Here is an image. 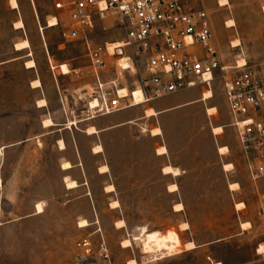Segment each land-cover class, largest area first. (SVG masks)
<instances>
[{
	"label": "rangeland",
	"instance_id": "rangeland-1",
	"mask_svg": "<svg viewBox=\"0 0 264 264\" xmlns=\"http://www.w3.org/2000/svg\"><path fill=\"white\" fill-rule=\"evenodd\" d=\"M201 1L211 20L221 64L233 68L243 60L249 67L263 69L264 0H227L226 6H221L223 0ZM29 7V14L22 16L25 30L16 31L13 23L19 18L18 13L10 9L6 0H0V63L6 62L0 66V119L7 118L6 122L16 128L21 126L11 132V141L42 135L25 144L31 150L27 158L24 149L21 154L7 156V161L14 165V173L25 174L26 178L13 181V189L21 186V194L11 206L13 216L5 219L19 217L21 221L0 228V264H77L76 244L85 237H90L94 244L102 238L108 249L134 237L133 248L140 255L147 254L139 240L143 229L167 235L188 228L181 238L193 239L197 250L179 256L174 255L180 251H165L164 257H168L157 264H264V252L259 251L264 248V229L257 217L264 180L251 178L235 130L229 127L224 81L217 79L212 84L209 107L216 109L215 115L207 114L210 108L197 105L152 123L162 128L159 139L169 146L173 162L186 171L179 178L163 177L159 173L163 163L153 157L157 139L150 136L147 124L130 125L90 138L85 135V127L90 123L85 120L104 118L89 109L96 87L87 47L82 41L63 39V20L54 28H46L51 17H59L51 0H34V8L31 3ZM124 38L123 30L106 24L97 27L91 41L95 47L120 43ZM22 40L29 41L30 49L15 53L14 45ZM29 52L31 58L27 57ZM128 56L131 70L121 69L119 61L123 57L107 58V69L101 76L116 81V88L106 87L110 92L138 91L149 80L145 60L130 52L125 57ZM27 60L35 61V70L24 68ZM49 60L56 68V79ZM62 65L67 66L68 75L62 74ZM228 70L226 79L237 74ZM37 79L41 89L35 90L31 82ZM41 97L47 99L46 109L35 107ZM42 120L51 121L53 126L44 129ZM217 127L223 130L220 135L213 133ZM59 140L64 149L57 145ZM5 142L0 129V145ZM94 143L103 146V153L94 155L95 148L92 153ZM223 146L228 147L229 155L222 162L218 147ZM78 161L81 167L74 168L72 165ZM66 162L74 168L69 169L73 177L81 179L85 186L78 188L75 182L78 189L67 191L64 171L68 170H62ZM227 163L233 166L224 165ZM223 165L230 173H224ZM103 167L106 172L101 170ZM171 184L177 186L176 192L169 191ZM107 185L116 192L106 194ZM232 185L235 186L231 188ZM36 203H42L40 215H34ZM113 203H118V207L114 208ZM178 205L182 211L174 213ZM83 221L87 227H80ZM182 222L189 226L184 223L179 229ZM119 223L124 224L123 229ZM249 223L250 229V225L243 227ZM240 225L248 231H241ZM143 257H147L143 260L147 263L161 254Z\"/></svg>",
	"mask_w": 264,
	"mask_h": 264
},
{
	"label": "built area",
	"instance_id": "built-area-1",
	"mask_svg": "<svg viewBox=\"0 0 264 264\" xmlns=\"http://www.w3.org/2000/svg\"><path fill=\"white\" fill-rule=\"evenodd\" d=\"M52 5L63 17V39L79 40L87 47L95 79L94 101H98L95 114L109 115L132 106L130 97L106 88H116V81L104 82L101 77L107 58L125 57L127 52L145 60L149 80L139 90L144 103L197 87L211 91L215 80L221 79L230 127L236 132L250 176L264 180V68L221 64L201 0H52ZM106 24L125 32L121 47L92 46L91 36ZM126 58L132 63L130 56ZM228 69L237 74L226 79ZM130 93L133 97L135 91ZM257 217L264 229V196ZM110 258L102 238L94 244L85 237L76 244L77 264L97 259L109 263Z\"/></svg>",
	"mask_w": 264,
	"mask_h": 264
},
{
	"label": "crops",
	"instance_id": "crops-1",
	"mask_svg": "<svg viewBox=\"0 0 264 264\" xmlns=\"http://www.w3.org/2000/svg\"><path fill=\"white\" fill-rule=\"evenodd\" d=\"M6 1H7L8 5H9L10 9L13 10V11H16L18 13V15H19V18L13 23V28H14V24L17 21L21 20L23 22V24H24V28L21 29V30H25L26 22L24 21L22 16H26V15L29 14V12H30L29 3H31L32 7L34 8V0H16L17 5H18V7L16 9H12L11 8V6L9 4L10 0H6ZM51 6L53 7L52 0H51ZM35 15H36V17L38 19L39 16H38V13L36 11H35ZM51 18H55L57 20V22L63 20V17L60 14H59V17H51ZM46 28H47V26H46ZM62 28H63V25H62ZM40 29L42 30L41 25H40ZM14 30H16V29L14 28ZM16 31H20V30H16ZM23 41H27L29 43L28 40H22L21 42H23ZM21 42H19V43H21ZM15 46H16V44L14 45L15 53H21V52H24V51L30 49V44H29V48H27L25 50H16ZM27 57L31 58V52H29L27 54ZM14 60H17V59H14ZM27 61H29V60H27ZM27 61L24 62V68L26 70H35L36 69L35 61L32 60L35 63V67L33 69H27L25 67V63ZM49 63H50L51 70L53 71V76L56 79V74L54 72L56 68H54L52 66L50 60H49ZM5 64H6V62H1L0 66H3ZM59 69H60V66H59ZM101 77H102L104 82H111V81L108 80L107 76H101ZM34 81H36V80H33L31 82V88L35 89V90L41 89V87L40 88H33L32 87V83ZM207 91H209V90H207L206 88L197 87V88L189 89V90H186V91H183V92H179V93H176V94L161 98L162 100L158 99V100H155V101H152V102L143 103V104H141L139 106H135V107L131 106L130 108L125 109V110H128V111L122 110V111H119V112H116V113H113V114L102 115V117L104 116V118L100 119V120L97 119V117L96 118H91L89 120H85V122H90V123L85 127L84 133H85V135L87 137L90 138V137H95V136H97L99 134L102 135V134H104L106 132L113 131V130H116V129H120V128H123V127H127V126H130V125L131 126H135V125L138 126L139 124H141V126H144L145 124H147V126L150 128L149 129L150 136L152 138H156L157 139V141H156V143L154 144V147H153V157H155L156 159L161 160L162 163H163L161 165V167H160V171H159L160 175L163 176V177L170 176V175L164 174L163 173V169L166 168V167H171V168L178 169L180 171V173H181L180 176L173 177V178H179L182 175H184L186 173V171L180 165H178V164L173 162L169 146H167L166 143L163 140L159 139V137L162 136V128L161 127H158V128L154 127V126H152V123L155 120L157 122H159L165 115H167L169 113H172V112H175V111L185 110V109H187L189 107H192V106L204 105V109H206V107L211 108V107H209V106H212V103H210V100H208L206 103L205 102H203V103L201 102V100H203L204 93L207 92ZM211 92H212V90H211ZM43 99L46 101L47 106L45 108H38L37 102L40 101V100H43ZM35 107H36V109H46L48 107L47 99L44 98V97L39 98L36 101V103H35ZM149 110H152L154 112L155 116H147V111H149ZM227 110H228V108H227ZM228 114H229V112H228ZM106 116H108V117H106ZM208 117H211V116H208ZM5 119H0V129L3 132L4 141H5V138H6V142L3 145H0V150L2 151V153L0 155V182H1V187H0V228L4 227V226L14 225L18 221H21V218H19V217H16L15 219H12L10 221L5 219V217L7 216L8 219H10V217L13 216L11 214V212L13 210V208H11V206L15 205L17 198H20V194H21V186H19L18 189H13L12 185H13L14 179H25L26 178L25 174L21 175V174H19V172H18V174L14 173V169L12 168L14 165L7 161V156H9L11 154H14L15 152H19L21 154L22 149H24L25 150V156L27 158V156L30 155V153H31L30 151L31 150H30V147L29 148L25 147V144L28 143V142H31V141H36L40 137H42V135H39V136L31 137V138H20V139H18L16 141H11L10 140L11 132L13 130H15V129L16 130H20L21 126L19 125L16 128L11 122H6L7 118H5ZM10 119H11V117H8L9 121H10ZM45 119H49V118H45ZM45 119H43V120H45ZM43 120L41 121V127H42ZM74 127H77V126H74ZM91 127L95 128L97 133L94 134V135H87L86 131H87V129H89ZM229 127H230V124H229ZM154 129H159L161 131V134L160 135H152L151 132ZM64 130H66V129H64ZM143 131H144V128H143ZM236 140H237V138H236ZM59 141H57V145L58 146H59V144H58ZM237 143H238V141H237ZM238 145H239V143H238ZM96 146H101L102 147V152L101 153H103V146L100 143H94V145H93V147L91 149L92 153H93V149ZM223 147L227 148L228 151L224 155H221L218 152V155H219V157H220L222 162H223V158L224 157L226 158L229 155L228 147L227 146H223ZM223 147H221V148H223ZM161 148H165L166 151H167V154L159 155L158 154V150L161 149ZM219 148L220 147H218V151H219ZM239 148H240V146H239ZM101 153H99V154H101ZM94 155H98V154H94ZM229 164L232 165L231 163H227V164H224V165H229ZM224 165H223V170H224ZM72 166L74 168H80L81 167V162L78 161L75 165H72ZM73 169H71V170H73ZM71 170L64 171V172H66V175L64 177V183H65V180L67 179L69 181L76 182L78 184V188L85 186V184H84L85 182H83L79 178L76 179L75 177H73V175H72L73 172H71ZM98 173H99V169H98ZM224 173H230V172H226L224 170ZM99 174H101V173H99ZM82 177L85 180L84 174H82ZM170 177H172V176H170ZM107 186H109V185H107ZM169 186L170 185H168V187ZM229 186H230V184H229ZM106 187L104 188V191H105L106 194H112V193L116 192V189L114 188V191L112 193H108L105 190ZM168 187H167V191H168ZM78 188H76V189H78ZM71 190H74V189H71ZM71 190L67 189V191H71ZM234 192H236V191H234ZM231 193H232V191H231ZM37 204H42V203H36L34 205V209L36 208ZM176 204H181V203H176ZM172 210H173V207H172ZM174 213H181V212H174ZM34 215H40V214H36V210H35V214ZM14 217H15V215H14ZM184 223H186V222H182L179 225V229H180V226L182 224H184ZM246 223H248V222H246ZM186 224H188V223H186ZM249 225H250V223H249ZM188 226H189V224H188ZM250 228H251V225L249 226L248 229H250ZM240 229H241V225H240ZM248 229L245 230V231L241 229V231L246 232V231H248ZM188 230H189V228L186 231H183V230L180 229L181 233H185ZM181 233H179V234L177 233L179 238H180V241H181V247H180L181 250H180L179 254L174 255V256H179V255H183V254H186V253H190V252H193V251L197 250V248H198L196 246L195 241L193 239L182 240ZM133 238L134 237L129 238V240L130 239L132 240V244H131V246L129 248H125L123 246V242L126 239H124V241L120 242V246H118L116 248H114V247L109 248L110 249V257H111L109 263L97 259V260H90V261L86 262L85 264H93V262H95V261L98 262L97 264H129V262H131V261H135L136 264H157L161 260H164L165 258L168 257V256L167 257L165 256V258H163V259H161V257L157 258V259H159L158 261H155V258H154L153 260H150L147 263L144 262L143 260L145 258L147 259V257H143V256L144 255H149V254H145L143 252L140 255V252H138L136 249L133 248V243L136 242V241H133ZM190 242L194 243L195 249L186 250L185 246L188 243H190ZM216 263H220V262H216ZM212 264H214V263H212Z\"/></svg>",
	"mask_w": 264,
	"mask_h": 264
},
{
	"label": "bare ground",
	"instance_id": "bare-ground-1",
	"mask_svg": "<svg viewBox=\"0 0 264 264\" xmlns=\"http://www.w3.org/2000/svg\"><path fill=\"white\" fill-rule=\"evenodd\" d=\"M221 6H226L227 5V0H223L221 1ZM10 6L12 9H16L18 7L17 5V2L16 0H10ZM48 27L47 28H53L55 26L58 25V22L55 18H52L48 21L47 23ZM14 28L16 30H21L24 28V24L21 20L17 21L15 24H14ZM110 48H119L121 47V42L120 43H115V44H109ZM238 45H235L234 47H237ZM29 48V43L27 41H23L19 44H17L15 46V49L16 50H25ZM120 67L122 70H131L132 66L128 63V60L126 57H123L122 59H120ZM237 67L238 68H242L246 65L245 61L241 60L240 62L236 63ZM25 67L27 69H33L35 67V63L34 61H28L25 63ZM61 71H62V74L63 75H67L69 73L68 69H67V66L66 65H62L61 66ZM41 86L40 82L38 80L34 81L32 83V87L33 88H39ZM119 91V95L122 96V97H130L131 98V102H132V106L135 107V106H138V105H141L144 103V98L142 97L140 91H135L133 97L131 96V93H127V91L125 89H118ZM212 98V93L211 91H207L204 96H203V100L201 101H207V100H210ZM98 106V101H92L90 103V109L93 110L95 108H97ZM38 107L39 108H44L46 107V101L44 100H41L39 103H38ZM216 113V109L215 108H210V109H207V114L208 115H215ZM147 116H155L154 112L152 110L150 111H147ZM53 124L51 121L49 120H46L43 122V128L44 129H48L50 127H52ZM87 135H94L97 133L96 129L95 128H89L87 130ZM213 133L215 135H220L221 133H223V130L221 127H217V128H214L213 129ZM153 135H160L161 132L160 130H155L152 132ZM61 149H64V144L62 141H60L59 143ZM102 151V148L100 146H97L95 147L94 149V153L95 154H99L101 153ZM227 148L223 147V148H220L219 150V153L221 155H224L225 152H227ZM1 152V150H0ZM158 154L159 155H164V154H167V151L166 149H159L158 150ZM230 168L231 166H225V168ZM71 165L69 163H64L63 166H62V170H69L71 169ZM101 170L103 172H106L107 171V168L106 167H103L101 168ZM163 173L166 174V175H170V176H173V177H178L180 176V172L178 169H173L171 167H166L163 169ZM66 181V187L67 189H74L77 187V184L73 181H68L67 179L65 180ZM235 185H232V187H234ZM0 187H1V182H0ZM109 193L110 192H113L114 188L112 186H109L107 187L106 189ZM169 191L170 192H176L177 191V186L176 185H172L169 187ZM114 208H117L118 207V203H113L112 204ZM243 206L242 204L241 205H238L237 207H241ZM36 211H37V214H40L43 212V207L41 204H37L36 206ZM174 211L175 212H181L182 211V206L181 205H178L174 208ZM249 224H245L243 225V227L247 226ZM88 224L83 221L80 223V227L84 228V227H87ZM119 228H123L124 227V224L123 223H119L118 224ZM117 226V227H118ZM140 241L142 242L141 244H143V247H144V250L147 254H157V253H160L161 254V259L165 258L164 257V252L167 251L168 253H172V254H175V253H178L180 251V247H181V241H180V238L178 236V234L174 231L170 232L169 234L167 235H162L161 233L159 232H148L146 231L145 229H143L141 231V234H140V237H139ZM125 245V248H129L132 244V240H127L125 241V243H123ZM195 248L194 244L193 243H188L186 246H185V249L186 250H193ZM259 251H263L264 252V248L260 249ZM159 259H156L155 261H158ZM129 264H136L135 261H131Z\"/></svg>",
	"mask_w": 264,
	"mask_h": 264
}]
</instances>
